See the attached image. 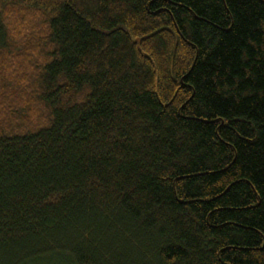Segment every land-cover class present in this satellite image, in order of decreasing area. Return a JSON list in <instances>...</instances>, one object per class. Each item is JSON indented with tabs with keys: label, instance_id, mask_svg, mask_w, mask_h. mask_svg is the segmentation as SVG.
<instances>
[{
	"label": "trees",
	"instance_id": "trees-1",
	"mask_svg": "<svg viewBox=\"0 0 264 264\" xmlns=\"http://www.w3.org/2000/svg\"><path fill=\"white\" fill-rule=\"evenodd\" d=\"M0 264H264V0H0Z\"/></svg>",
	"mask_w": 264,
	"mask_h": 264
}]
</instances>
